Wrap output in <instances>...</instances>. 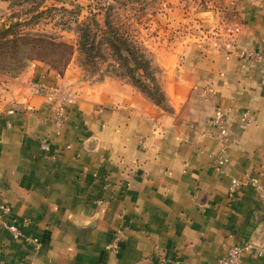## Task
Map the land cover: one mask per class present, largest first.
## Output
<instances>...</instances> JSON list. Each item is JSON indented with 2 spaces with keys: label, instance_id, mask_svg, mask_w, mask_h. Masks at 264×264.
<instances>
[{
  "label": "crops",
  "instance_id": "obj_1",
  "mask_svg": "<svg viewBox=\"0 0 264 264\" xmlns=\"http://www.w3.org/2000/svg\"><path fill=\"white\" fill-rule=\"evenodd\" d=\"M212 6L199 9L202 26L219 23V8L239 20L165 53L167 108L127 79L90 82L37 59L0 73V221L19 230L0 224V264H218L233 243L239 264H264L251 242L264 231L259 192L227 191L234 176L264 181V0ZM33 80L71 93L62 125L58 94L33 92Z\"/></svg>",
  "mask_w": 264,
  "mask_h": 264
},
{
  "label": "rangeland",
  "instance_id": "obj_2",
  "mask_svg": "<svg viewBox=\"0 0 264 264\" xmlns=\"http://www.w3.org/2000/svg\"><path fill=\"white\" fill-rule=\"evenodd\" d=\"M70 1L76 5L75 11L59 10V7L45 9L49 6H61L58 0H8L7 7L0 11V28L18 21L19 26L25 30L57 34L65 45L72 46L71 53L67 54L63 45L56 52L36 59L43 61L56 72L63 73L68 69L81 80L90 82L106 77L127 79L131 82L127 66L134 65V62L128 56V62L125 63L112 53L106 39L112 35L110 26L119 33L126 31L130 39L141 43L149 61V71L160 84L165 74L164 55L167 51L171 52L190 40H199V34L222 36L227 29H232L233 22L239 20L236 12L225 9L221 11L219 8V23L213 27L202 26L199 22V9L216 7L212 3L217 0H66L64 6L72 7ZM41 9L45 12L37 16ZM77 19H89L92 28H97L94 21L97 20L104 29V35L99 39L100 52L92 60L83 57L76 47ZM123 54L127 53L123 51ZM5 58L6 52L0 56V73L8 74L5 68L9 62ZM176 62L177 60L175 64ZM136 73L147 80L142 69H136ZM143 94L146 95L144 92ZM162 101L167 107L165 97Z\"/></svg>",
  "mask_w": 264,
  "mask_h": 264
},
{
  "label": "trees",
  "instance_id": "obj_3",
  "mask_svg": "<svg viewBox=\"0 0 264 264\" xmlns=\"http://www.w3.org/2000/svg\"><path fill=\"white\" fill-rule=\"evenodd\" d=\"M61 6H49L45 9H56L66 11H75L76 5L73 1L69 3L72 7L64 6L66 0H58ZM44 10H39L37 16L43 14ZM94 19V18H93ZM97 28H92L89 19L76 20L77 43L78 52L89 60H92L96 53L100 52V37L104 35L103 27L94 20ZM20 22L15 21L7 26L0 28V56L6 52L5 60L9 62L6 73L15 75L21 71L25 63L36 58H41L50 52H56V49L65 45L64 41L60 40L57 34L47 32H33L32 30H25L21 28ZM112 35L107 36V43L112 50V53L122 59L125 63L128 62V56L133 60L134 65H129L128 74L131 82L138 87L142 92L153 100L158 105L167 108L163 105L164 93L157 82L156 77L149 71V61L143 52L144 49L140 42L130 39L128 33L125 31L118 32V30L110 26ZM100 33V34H99ZM67 54L71 53L72 46L63 48ZM125 51L127 54H123ZM22 61V62H19ZM136 69H142L145 72L147 80L137 75ZM148 80L150 82H148Z\"/></svg>",
  "mask_w": 264,
  "mask_h": 264
},
{
  "label": "built area",
  "instance_id": "obj_4",
  "mask_svg": "<svg viewBox=\"0 0 264 264\" xmlns=\"http://www.w3.org/2000/svg\"><path fill=\"white\" fill-rule=\"evenodd\" d=\"M261 43L264 45V30L261 33L260 36ZM259 51V50H258ZM258 51L250 50L249 53L254 55L257 59L260 60L261 54ZM263 69H264V62H263ZM31 86L33 89V92L35 93H42L45 91H52L58 94L57 98V104L55 105L53 109L52 116L55 120V122L58 125H62L64 121L66 120L67 113H66V104L71 97V93L66 89H64L59 83H55L52 85H48L45 82L41 80H33L31 81ZM249 111L245 110L242 112V119L243 120H249ZM215 123H219V131L217 133V136L219 138H222L226 133V127L223 124L224 121V112L220 110L219 108L216 109L214 118ZM41 147L44 149L49 148V143L46 138H43L41 142ZM224 158L219 157L217 162L214 163L215 168L222 169L221 165L224 163ZM247 183L248 185L255 188L261 197L262 202L264 203V181L259 177V175L254 174L252 172L246 174L245 177H231L229 184L227 186V191L229 195H233L234 192L239 188L241 184ZM2 208L4 210H8V206L2 205ZM0 224L9 230H11L14 234H19V230L17 229L16 225L13 224V222H8L5 220H1ZM118 232V229L116 230ZM117 235V234H116ZM114 241H112V246H116V243L118 242L117 237L113 238ZM36 240V238H34ZM242 244L241 243H233L228 246L227 250L224 254H222L218 258V264H239V258L242 251Z\"/></svg>",
  "mask_w": 264,
  "mask_h": 264
},
{
  "label": "water",
  "instance_id": "obj_5",
  "mask_svg": "<svg viewBox=\"0 0 264 264\" xmlns=\"http://www.w3.org/2000/svg\"><path fill=\"white\" fill-rule=\"evenodd\" d=\"M251 242L259 247L263 246L264 245V231H263V234L261 235V237L259 238H253L251 240Z\"/></svg>",
  "mask_w": 264,
  "mask_h": 264
}]
</instances>
